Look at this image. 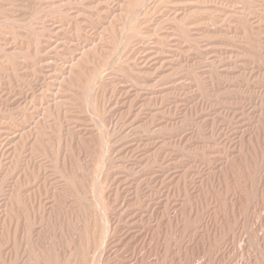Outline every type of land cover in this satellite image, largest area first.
Instances as JSON below:
<instances>
[{"label": "rangeland", "instance_id": "1", "mask_svg": "<svg viewBox=\"0 0 264 264\" xmlns=\"http://www.w3.org/2000/svg\"><path fill=\"white\" fill-rule=\"evenodd\" d=\"M262 229L264 0H0V264H262Z\"/></svg>", "mask_w": 264, "mask_h": 264}, {"label": "bare ground", "instance_id": "2", "mask_svg": "<svg viewBox=\"0 0 264 264\" xmlns=\"http://www.w3.org/2000/svg\"><path fill=\"white\" fill-rule=\"evenodd\" d=\"M83 12V11H82ZM52 47V46H51ZM72 55V54H71ZM80 56V55H79ZM78 58V57H77ZM77 60V59H76ZM78 61V60H77ZM71 70V69H70ZM69 73H70V71H69ZM103 78V77H102ZM158 78V77H157ZM59 86V85H58ZM71 90V89H70ZM56 91V90H55ZM91 113V112H90ZM226 154V153H225ZM28 158V157H27ZM106 165V164H105ZM259 182V181H258ZM94 191V190H93ZM263 194V193H262ZM261 195V194H260ZM94 201V200H93ZM99 202V201H98ZM94 203H96V202H94ZM159 209V208H158ZM195 210V209H194ZM104 215V214H103ZM259 216V215H258ZM261 218V217H260ZM157 223V222H156ZM108 224V223H107ZM261 225V224H260ZM251 228V227H250ZM261 228H262V226H261ZM145 229V228H144ZM259 229H260V227H259ZM245 231V230H244ZM241 232V231H240ZM247 232V231H246ZM246 234V233H245ZM241 236H242V234H241ZM244 236V235H243ZM246 237H247V235H246ZM261 239H264V229H262V232H260V236H259ZM153 238V237H152ZM238 238V237H237ZM240 238V237H239ZM241 240V239H240ZM244 240V238L242 239V241ZM246 240V239H245ZM245 240H244V242H245ZM254 241H255V239H254ZM263 241V240H262ZM239 242V241H238ZM237 242V243H238ZM249 242V241H248ZM248 242H246V243H248ZM239 243H241V242H239ZM239 243H238V245H239ZM233 245H235V243L233 244ZM237 245V246H238ZM247 245V244H246ZM264 245V244H263ZM245 249V246H243V245H239V247L237 248V249H241L242 247ZM145 247V246H144ZM241 247V248H240ZM257 247V246H256ZM259 248V247H258ZM260 248H261V246H260ZM231 249V248H230ZM253 249V248H252ZM257 250V249H256ZM165 251V250H164ZM233 251V250H232ZM93 252V251H92ZM243 252V251H242ZM42 254V253H41ZM98 254V253H97ZM240 254V253H239ZM81 255V254H80ZM141 255V254H140ZM199 255V254H198ZM203 255V254H202ZM234 255V254H233ZM236 255V254H235ZM242 255V254H241ZM261 255V254H260ZM238 257V256H237ZM242 257H243V255H242ZM180 258V257H179ZM200 258V257H199ZM250 258V257H249ZM256 258V257H255ZM201 260V259H200ZM263 261H264V259H262ZM196 261V260H195ZM194 261V262H195ZM237 261V260H236ZM246 261V260H245ZM256 261V260H255ZM254 261V262H255ZM238 262V261H237ZM251 262V261H250ZM261 262V261H260ZM241 264H242V262H240ZM248 263H249V261H248ZM244 264H247V263H244ZM259 264V263H258ZM262 264H264V263H262Z\"/></svg>", "mask_w": 264, "mask_h": 264}]
</instances>
